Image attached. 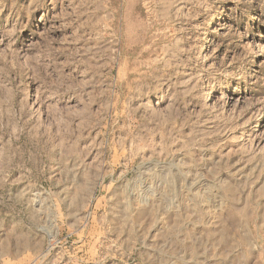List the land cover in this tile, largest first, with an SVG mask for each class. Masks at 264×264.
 Returning <instances> with one entry per match:
<instances>
[{
  "label": "rangeland",
  "instance_id": "obj_1",
  "mask_svg": "<svg viewBox=\"0 0 264 264\" xmlns=\"http://www.w3.org/2000/svg\"><path fill=\"white\" fill-rule=\"evenodd\" d=\"M0 264H264V0H0Z\"/></svg>",
  "mask_w": 264,
  "mask_h": 264
},
{
  "label": "bare ground",
  "instance_id": "obj_2",
  "mask_svg": "<svg viewBox=\"0 0 264 264\" xmlns=\"http://www.w3.org/2000/svg\"><path fill=\"white\" fill-rule=\"evenodd\" d=\"M51 233V232H50ZM48 234H49V232H48ZM54 234V233H53ZM54 237V236H53ZM50 239V238H49Z\"/></svg>",
  "mask_w": 264,
  "mask_h": 264
}]
</instances>
